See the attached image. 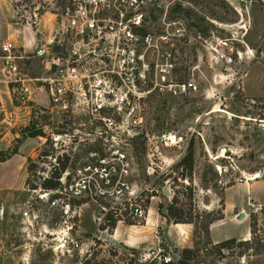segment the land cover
Returning <instances> with one entry per match:
<instances>
[{"label":"built area","instance_id":"2783aa9c","mask_svg":"<svg viewBox=\"0 0 264 264\" xmlns=\"http://www.w3.org/2000/svg\"><path fill=\"white\" fill-rule=\"evenodd\" d=\"M237 1L250 4V0ZM67 2L58 27L28 51L8 37L0 41V140L24 126L32 109L64 118L60 130L49 134L51 147L59 150L42 155L49 166L37 172L41 180L49 178L50 171H59L60 161L65 160L56 187L43 189L35 182L34 188L26 186L27 197L10 212L17 217L25 249L21 260L35 248L49 253L52 262L72 259L80 264L95 237L83 238L84 208L95 210L91 221L96 229L110 219L140 225L148 215L147 193L163 190L134 187L129 151L138 137L145 139L147 175L157 173L156 168L164 171L173 162L161 155L157 145L149 147L153 135L147 134L145 123L148 103L162 95L182 97L197 90L192 65H176L178 57L185 56L177 43L186 45L195 37L208 60L229 66L233 58L230 38L193 34L191 21L170 14L168 5L160 14L150 8L151 0ZM20 16L30 29L40 21L35 12ZM33 58L40 62L39 75L22 71L24 61ZM180 71L184 76H179ZM159 140L163 149L170 150L180 138L161 134ZM162 161L167 163L161 168ZM4 217L0 205V221ZM157 260L169 264L173 257L169 253Z\"/></svg>","mask_w":264,"mask_h":264},{"label":"rangeland","instance_id":"374dc122","mask_svg":"<svg viewBox=\"0 0 264 264\" xmlns=\"http://www.w3.org/2000/svg\"><path fill=\"white\" fill-rule=\"evenodd\" d=\"M67 4V0H2L0 41L8 37L28 51L34 42L45 40L49 31L58 27L60 14ZM166 6L168 10L172 9L170 14L196 25L194 27L192 23L193 34L198 31L202 36L230 38L233 63L224 66L213 59L208 60L207 51L195 37H191L186 45L177 43L185 56L178 57L176 65H192V76L198 82L197 90L182 97L162 95L148 103L149 117L145 123L147 134L153 135L151 141L154 144L150 143L149 147L157 145L158 150H163L161 155L173 162L166 170L156 168L157 173L147 175L145 139L138 137L129 151L135 168L134 187L147 186L167 191L166 194L147 193L144 200L148 211L153 210L155 222L158 219L157 224L144 230L134 228L145 226L142 225L144 222L140 224L142 226L115 223L114 227L102 231L96 229L91 221L95 210L91 206L84 208L80 220L83 238L91 234L95 237L94 245L89 247L80 264H161L157 257L171 253L165 245V235L166 228H170L172 223L156 213V205L161 206L164 214L166 204L176 193L184 203L182 210L186 215L190 208L188 200L184 199V187L187 185L194 188L191 203L199 212L212 211L213 216L222 212L223 219L211 224L208 238L192 230L191 248L197 250L184 263H179L176 257L169 264H264V247L245 258H220L210 253V246L205 245L207 240L213 243L212 238L218 242L245 232L252 221L256 223V234L264 245V0H250L248 6L237 0H151L150 8L155 9L154 13L161 14ZM32 12L40 16V21L30 29L18 17ZM21 68L31 75L41 72L40 62L35 58L24 61ZM215 74H220V79L215 78ZM179 76H184V72L180 71ZM0 87L3 89L1 84ZM60 121L63 123L64 118L46 112L39 114L37 109H32L24 126L0 140L1 162L28 138L29 133L38 131L41 134L35 136L32 144L39 145L37 154L30 158L35 167L26 171L25 159V177L21 185L8 188V184L12 185L10 181L1 183L6 189L0 190V203L5 208L4 221H0V264H75L72 259L52 262L49 253H40L35 248L27 259L21 260L25 249L21 247L17 217L12 213L16 205L27 197L26 182H41L37 172L45 171L49 166L41 156L47 153L54 155L59 150L51 147L49 134L60 130ZM161 134H175L180 140L173 149H163L159 140ZM190 141L194 152L191 182L187 178L180 179L177 175L179 169L174 168V163L186 153ZM166 161L158 166L164 167ZM22 170L23 167L18 174ZM168 173L170 177L165 178L164 174ZM14 175V186H17L20 179ZM173 177L177 178L173 180ZM228 182L231 185L226 186ZM239 212H243L244 217L236 219ZM193 222L199 226L204 220L198 217ZM119 228L121 233L116 231ZM169 233L172 235L175 231ZM130 235L139 237L142 244L132 242V245H126L124 241ZM180 251L174 248L176 254L179 255Z\"/></svg>","mask_w":264,"mask_h":264},{"label":"trees","instance_id":"16d2710c","mask_svg":"<svg viewBox=\"0 0 264 264\" xmlns=\"http://www.w3.org/2000/svg\"><path fill=\"white\" fill-rule=\"evenodd\" d=\"M193 23V22H192ZM194 27L196 26L193 23ZM41 134L38 131H32L29 133L28 137H35L40 136ZM13 153L16 151V148H13ZM193 148L191 141L189 142L187 146V151L184 155H182L175 163L174 168H178L179 171L177 173L178 177L180 179L187 178L189 182H191V174H192V167H193ZM44 155V154H43ZM66 165V161L62 160L59 164V171L58 170H51L50 171V177L44 178L39 183L40 187L43 189H53L57 185V177L59 176L60 171L64 169ZM35 165L31 161L30 158H27V166L26 171H31L34 169ZM171 168V167H170ZM165 178L170 177L169 173L164 174ZM177 177H173L172 179L175 180ZM27 186L30 188H34L35 185L28 184V181L26 182ZM231 185L229 182L226 184V186ZM185 190V196L184 199L188 200L189 205V211L186 212V215H184L182 210V200L177 196V194L173 193L169 202L165 206V212L164 214L161 213V206L158 204L156 205V213L163 216L166 220L170 221L173 225L178 224H191L193 233L196 231L201 233L204 237L208 238V229L209 225L215 221L223 219L222 212H219L217 216L212 215V211H198L193 205H192V199L194 195V188L190 185H187L184 187ZM193 212V213H192ZM193 214V215H192ZM201 218L204 220V223H202L199 226H196V224L193 222L194 218ZM126 224L133 225L131 222H127ZM115 225V220L110 219L105 225H102L100 229H103L105 226L108 228H112ZM257 226L254 221L250 222L249 228H248V237L247 239L242 238H226L223 240H220L216 243H211L209 240L206 241L205 245H209L211 250L210 253H213L217 257L224 258L225 256H237L244 258L246 255H253L255 254L257 249L259 247H264L263 244L260 243V239L256 234ZM205 248V246H204ZM264 249V248H263ZM197 250L196 248H182L180 251V254H177V261L179 263H184L188 258H190L191 253ZM174 252V251H172ZM246 252H252V254L246 253ZM175 253V252H174Z\"/></svg>","mask_w":264,"mask_h":264},{"label":"crops","instance_id":"0c3cea01","mask_svg":"<svg viewBox=\"0 0 264 264\" xmlns=\"http://www.w3.org/2000/svg\"><path fill=\"white\" fill-rule=\"evenodd\" d=\"M1 3L2 0H0V15H2L3 11L1 9ZM22 45V44H19ZM35 142V137H28L26 139H24L17 147H16V151L12 154L9 155L8 158H6L4 161L0 162V190H5L6 188L1 186V183L4 182H8L10 181L12 185L8 184L9 187L12 188H17L19 185H21L24 177H25V165H24V161L26 158H34V156L37 154L38 152V146H33L32 144ZM37 144V143H36ZM6 150V149H4ZM20 166V168H19ZM23 170L21 173L18 174L19 169ZM7 168L9 169L7 172ZM19 168V169H18ZM2 169H4V172H2ZM24 173V174H23ZM17 175V177H19V181H18V185L14 186V183L16 181L15 175ZM0 205H2L0 203ZM157 218V217H156ZM149 225L147 226H142V227H134V228H140V229H144L147 228H151L153 227V225L157 224L158 219H156V222L154 220L153 217V210L150 209L149 212ZM212 224V223H211ZM211 224L209 225V229L211 230ZM167 226V225H165ZM170 228H166V235H165V241H166V246L169 247L168 251L172 252L174 251V248H191L192 247V240L190 239L191 234H192V225L191 224H187V223H183V224H176V225H170ZM117 232H120V228L116 230ZM140 231V230H138ZM170 231H175V234L170 235ZM209 232V231H208ZM121 233V232H120ZM181 233V234H180ZM180 234V235H179ZM249 233L248 230H246L243 233H240L236 236H234L233 238H242V239H246V237H248ZM212 238V236H211ZM138 239V240H137ZM132 242H134V244H142L141 241L139 240V237L136 238V236H128L126 237L124 243L126 245H132ZM212 242L216 243L217 240H214L212 238Z\"/></svg>","mask_w":264,"mask_h":264},{"label":"water","instance_id":"95a60500","mask_svg":"<svg viewBox=\"0 0 264 264\" xmlns=\"http://www.w3.org/2000/svg\"><path fill=\"white\" fill-rule=\"evenodd\" d=\"M162 192H163L164 194L167 193L166 189H163ZM243 217H244V213H243V212H239V213H237V214L235 215V218H236V219H241V218H243ZM171 255H172L173 258H176V257H177V254L174 253V252H171Z\"/></svg>","mask_w":264,"mask_h":264},{"label":"bare ground","instance_id":"6f19581e","mask_svg":"<svg viewBox=\"0 0 264 264\" xmlns=\"http://www.w3.org/2000/svg\"><path fill=\"white\" fill-rule=\"evenodd\" d=\"M254 178H255V177H254ZM149 212H150V209H149V211H148V215H147V217H146V221H145V223L142 224V225H145V226L149 225V221H148V218H149ZM142 225H139V226H142ZM131 226H136V225H131Z\"/></svg>","mask_w":264,"mask_h":264}]
</instances>
